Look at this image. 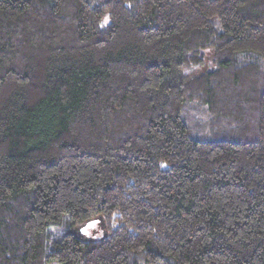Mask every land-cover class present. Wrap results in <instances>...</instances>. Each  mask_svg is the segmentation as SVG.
Returning <instances> with one entry per match:
<instances>
[{
    "label": "trees",
    "instance_id": "1",
    "mask_svg": "<svg viewBox=\"0 0 264 264\" xmlns=\"http://www.w3.org/2000/svg\"><path fill=\"white\" fill-rule=\"evenodd\" d=\"M0 264H264V0H0Z\"/></svg>",
    "mask_w": 264,
    "mask_h": 264
},
{
    "label": "rangeland",
    "instance_id": "2",
    "mask_svg": "<svg viewBox=\"0 0 264 264\" xmlns=\"http://www.w3.org/2000/svg\"><path fill=\"white\" fill-rule=\"evenodd\" d=\"M77 232L86 238H100L105 232V226L100 217L94 218L80 225Z\"/></svg>",
    "mask_w": 264,
    "mask_h": 264
}]
</instances>
